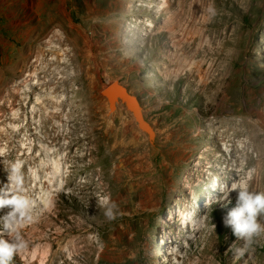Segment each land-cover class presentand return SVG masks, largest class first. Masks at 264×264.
I'll return each instance as SVG.
<instances>
[{
	"label": "rangeland",
	"instance_id": "obj_1",
	"mask_svg": "<svg viewBox=\"0 0 264 264\" xmlns=\"http://www.w3.org/2000/svg\"><path fill=\"white\" fill-rule=\"evenodd\" d=\"M113 81L151 136L109 109ZM262 131L264 0H0V187L23 160L36 203L64 191L52 211L36 204L12 264H264V235L251 258L229 250L243 243L224 224L236 193L220 192L264 191Z\"/></svg>",
	"mask_w": 264,
	"mask_h": 264
},
{
	"label": "clouds",
	"instance_id": "obj_2",
	"mask_svg": "<svg viewBox=\"0 0 264 264\" xmlns=\"http://www.w3.org/2000/svg\"><path fill=\"white\" fill-rule=\"evenodd\" d=\"M209 18L215 17L216 9L214 4L207 8ZM227 151L228 149L225 148ZM25 163L23 160H16L11 163L8 170L7 182L0 187V210L7 209L3 216H0V264H12L15 256L28 248V241L21 235L22 229L29 223L34 222L33 212L36 207V200L26 193L25 189ZM252 171L248 173L251 179ZM220 189L223 200L231 203V193H236L235 206L227 211L224 217V224L229 227L236 240L242 241L239 247L229 246L234 256L251 258L254 255V244L258 237L264 235V191L252 190L247 181H237L228 187L227 193L224 188ZM222 204L221 197L213 201ZM208 199L205 203L207 206ZM104 209V216L108 221H113L118 215V205L105 195L100 200ZM205 218L195 219L193 213L186 216V222L191 221L197 229H203L207 225ZM99 243V238H96ZM235 243V242H234ZM233 243V244H234ZM100 247L103 245L100 243ZM175 251V249H173Z\"/></svg>",
	"mask_w": 264,
	"mask_h": 264
},
{
	"label": "water",
	"instance_id": "obj_3",
	"mask_svg": "<svg viewBox=\"0 0 264 264\" xmlns=\"http://www.w3.org/2000/svg\"><path fill=\"white\" fill-rule=\"evenodd\" d=\"M101 94L108 101L109 109L111 111L114 109V105L117 102L123 103L133 114L138 126L145 130L149 136L152 135V128L142 114L140 101L125 85L119 81L109 82L101 89Z\"/></svg>",
	"mask_w": 264,
	"mask_h": 264
},
{
	"label": "bare ground",
	"instance_id": "obj_4",
	"mask_svg": "<svg viewBox=\"0 0 264 264\" xmlns=\"http://www.w3.org/2000/svg\"><path fill=\"white\" fill-rule=\"evenodd\" d=\"M161 1H163L164 3H167V0H161ZM162 3V2H161ZM154 6H156V7H160L161 5L160 4H154ZM242 126H244V125H242ZM251 131H256L255 129H251ZM256 133V135L258 136V137H260V140H261V142H262V146H264V131H262L261 133H258V132H255ZM258 152H259V154L257 155V157H258V161H260L261 159H262V155H264V148H261V149H259L258 150ZM28 154V153H27ZM32 154V152L31 153H29V155H31ZM26 155V153H23V156H25ZM35 159H36V157H35ZM241 172H242V169H241ZM221 176H223L224 177V179H226V180H232V179H235L236 178V175H235V173L234 172H232V171H229V169H227L225 172H224V174H222ZM50 181V180H49ZM52 182V181H51ZM44 183H46V181H44ZM253 183V181H251V184ZM261 183H263L264 184V176H262L260 179H258V184L260 185ZM51 185H52V183H50ZM50 186V185H49ZM50 188V189H49ZM60 188V187H59ZM55 184H53L52 186H50V187H48V191L50 192V194H51V192H55L56 193V195L55 194H49L46 198L48 199L49 198V196H50V202H49V204L47 205V204H45L47 201V199H45L44 201H42L41 203H36L37 205H41V206H43V207H46V212H49V211H52V210H54V209H56V206H55V204H54V202H52L53 200H54V196H57V195H60V194H62V193H64V191L63 190H61V189H59ZM44 198V197H43ZM40 199H41V197H40ZM2 213H5L6 211H4V210H0Z\"/></svg>",
	"mask_w": 264,
	"mask_h": 264
}]
</instances>
